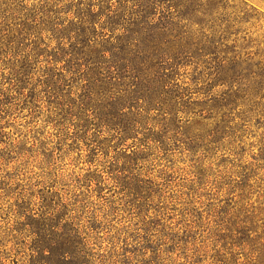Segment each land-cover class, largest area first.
Instances as JSON below:
<instances>
[{
    "label": "trees",
    "instance_id": "16d2710c",
    "mask_svg": "<svg viewBox=\"0 0 264 264\" xmlns=\"http://www.w3.org/2000/svg\"><path fill=\"white\" fill-rule=\"evenodd\" d=\"M259 19L245 0H0V147L3 119L45 108L57 137L73 130L93 152L118 150L107 170L142 201L151 189L135 169L150 155L241 157L255 126L259 148L233 166L227 190L239 194L215 242L236 263L242 254L241 264H264V207L245 201L258 171L264 184V36L245 27ZM56 205L0 226V264H90L99 227L74 204Z\"/></svg>",
    "mask_w": 264,
    "mask_h": 264
},
{
    "label": "rangeland",
    "instance_id": "374dc122",
    "mask_svg": "<svg viewBox=\"0 0 264 264\" xmlns=\"http://www.w3.org/2000/svg\"><path fill=\"white\" fill-rule=\"evenodd\" d=\"M245 1L264 14L261 0ZM245 27L252 38L264 36L263 19L250 20ZM47 114L45 108L38 109L31 118L24 111L1 123L6 145L0 147L5 148L0 153V226L12 224L17 212L39 214L41 205L54 209L65 200L79 208L80 219L88 216L99 227L90 245L94 252L90 264L243 263L242 254L238 263L232 261L229 244L215 242V230L226 202L237 201L239 194L227 190V183L236 179L233 166L239 165L237 159L251 160L259 148L261 129L252 126L244 135L241 157L221 150L194 156L177 151L150 155L135 172L151 190L136 201L107 170L106 161L118 150L93 152L89 142L73 138V130L57 137L46 122ZM131 143L128 140L127 145ZM262 173L254 178L258 191L245 200L261 208ZM26 239L31 242L33 237Z\"/></svg>",
    "mask_w": 264,
    "mask_h": 264
}]
</instances>
